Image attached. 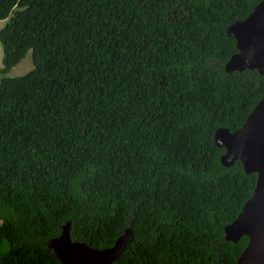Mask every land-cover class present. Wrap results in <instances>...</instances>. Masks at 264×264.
I'll list each match as a JSON object with an SVG mask.
<instances>
[{
	"label": "trees",
	"instance_id": "1",
	"mask_svg": "<svg viewBox=\"0 0 264 264\" xmlns=\"http://www.w3.org/2000/svg\"><path fill=\"white\" fill-rule=\"evenodd\" d=\"M260 1L0 0V264H62L46 242L68 222L96 249L130 229L112 264H236L248 238L223 229L257 175L213 134L264 98L224 69Z\"/></svg>",
	"mask_w": 264,
	"mask_h": 264
},
{
	"label": "water",
	"instance_id": "2",
	"mask_svg": "<svg viewBox=\"0 0 264 264\" xmlns=\"http://www.w3.org/2000/svg\"><path fill=\"white\" fill-rule=\"evenodd\" d=\"M236 42L237 53L225 64V71L257 70L264 76V0L241 21L226 29ZM217 147L225 153L220 162L231 167L239 161L246 174H256L251 197L244 203L236 219L223 229L225 240L237 242L242 236L248 244L236 264H264V98L248 115L241 128L234 132L219 128L213 134ZM133 241L130 229L119 236L111 247L96 249L70 237V222L60 235L46 242V247L62 264H112Z\"/></svg>",
	"mask_w": 264,
	"mask_h": 264
},
{
	"label": "rangeland",
	"instance_id": "3",
	"mask_svg": "<svg viewBox=\"0 0 264 264\" xmlns=\"http://www.w3.org/2000/svg\"><path fill=\"white\" fill-rule=\"evenodd\" d=\"M5 25V21H0V29ZM3 68V52L0 44V79L2 78L1 70ZM33 69L31 51H28L23 60L19 62L14 68H12L7 77H19L28 73Z\"/></svg>",
	"mask_w": 264,
	"mask_h": 264
}]
</instances>
